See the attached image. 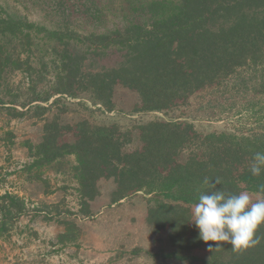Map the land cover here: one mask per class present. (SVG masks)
Segmentation results:
<instances>
[{
  "label": "trees",
  "instance_id": "obj_1",
  "mask_svg": "<svg viewBox=\"0 0 264 264\" xmlns=\"http://www.w3.org/2000/svg\"><path fill=\"white\" fill-rule=\"evenodd\" d=\"M45 1L55 8L42 22L0 9V77L5 71L24 73L29 94L0 104L11 117L42 121L40 140L24 143L32 158L25 171L46 188L43 168L72 157L82 215L102 194L101 182L111 183L109 204L141 193L146 225L154 234L165 233L169 246L152 257L264 264V225L259 245L235 251L227 243L209 249L212 242L201 240L191 222L205 178H219L217 187L228 194L246 191L253 201L260 198L257 185L264 174L253 177L249 168L253 154L264 152V134L199 131L188 113L194 108L214 117L237 105L264 113V101L255 98L264 92V0H119V22L102 30L97 28L104 24L105 6L84 0L77 10L85 31L70 8L77 0ZM118 89L135 95L133 113L162 117L128 127L65 118L70 111L65 96L84 94L112 110ZM251 91L253 98L236 99ZM0 202L3 231L26 204L8 192L0 194ZM63 224L58 241L74 242L78 226L72 219L63 218Z\"/></svg>",
  "mask_w": 264,
  "mask_h": 264
},
{
  "label": "rangeland",
  "instance_id": "obj_2",
  "mask_svg": "<svg viewBox=\"0 0 264 264\" xmlns=\"http://www.w3.org/2000/svg\"><path fill=\"white\" fill-rule=\"evenodd\" d=\"M94 1L105 6L101 10L103 16L100 17L104 24L100 25L98 30H102L106 25L111 26L115 21L119 22L121 17L119 0ZM83 2L84 0H77L69 3L71 5L74 3L70 8L80 21L78 24L80 31L86 30V24L82 22L83 12L77 10ZM87 3H90V0H87ZM54 8L55 3L52 1L0 0V9L28 21L42 22L49 17L50 11ZM27 95H29L27 78L24 73L18 71L2 73L0 101L10 99L22 101ZM253 95L251 91L244 97L236 96V99L242 97L239 100L241 101L249 96L253 98ZM258 97L264 101V92L256 94L255 98ZM65 100L70 107V111L65 115L67 120L86 118L94 123L116 122L128 127L136 121L144 122L158 116L162 117L159 113H133L131 107L136 97L132 92L124 89L116 91L112 110L92 104L84 94L75 98L65 96ZM238 106L214 117H205L202 115L204 112L195 113L194 108L193 111L189 109L188 113L192 115L189 119L196 129L203 132L216 130L264 134V113L242 110ZM2 108L0 104V162L5 163L6 166L3 168L0 165V184H3L4 176L7 177L9 174L21 176L24 181L23 190L28 192L29 197H22L26 210L12 218L8 227L0 231V264H96L97 261H89L91 257H88V254L101 257L115 247L125 258L119 264H186L150 256L153 252L167 251L169 246L165 233L154 234L146 225L147 203L141 193L109 204L107 194L112 187L111 183L101 182L102 194L90 202L87 214L82 215L79 213L76 182L70 173L72 157H66L58 164L43 168V177H46L49 183L46 188L41 181L33 178V174H28L24 165L31 162L32 158L24 143L29 141L35 145L40 140L42 121L25 116L11 117ZM18 109L21 107L18 106ZM9 131L11 135L7 134ZM22 152L26 160L23 164H19ZM18 179L16 181H19ZM14 182L15 180L12 185ZM3 187L9 188L5 185ZM42 188L48 191L43 193V196L40 195ZM4 190L0 194L8 192L18 195L13 188H4ZM250 196L253 198L251 194ZM63 218L72 219L79 228V234L74 242L63 243L57 239V235L65 229ZM25 221H28V224L22 223ZM134 248L140 251L132 253ZM98 264H101V260Z\"/></svg>",
  "mask_w": 264,
  "mask_h": 264
},
{
  "label": "clouds",
  "instance_id": "obj_3",
  "mask_svg": "<svg viewBox=\"0 0 264 264\" xmlns=\"http://www.w3.org/2000/svg\"><path fill=\"white\" fill-rule=\"evenodd\" d=\"M250 175L264 174V152L252 156ZM219 178H205L199 189L198 202L192 209V220L198 229L199 238L209 244V249L230 244L235 251L255 247L262 237L258 229L264 225V183L257 185L260 198L252 200L246 191L228 194Z\"/></svg>",
  "mask_w": 264,
  "mask_h": 264
},
{
  "label": "crops",
  "instance_id": "obj_4",
  "mask_svg": "<svg viewBox=\"0 0 264 264\" xmlns=\"http://www.w3.org/2000/svg\"><path fill=\"white\" fill-rule=\"evenodd\" d=\"M23 156H25V155H23V152H22V155L20 156V163L19 164H23V162H25V160H26V158H24ZM3 162H0V165H2L3 166V168H4V166H6V164L4 163V164H2ZM2 168V167H1ZM13 178H15V179H13ZM17 178H19L18 180L19 181H16L17 180ZM22 177L21 176H13V174H9V176H4V179H3V184L1 185L0 184V193H2L3 191H5L4 190V188L5 189H14L13 191L15 192V193H18V195L19 196H21V197H29L28 196V192H25L24 190H23V183H24V181H23V178L21 179ZM15 180V182H14V185H12L13 184V181ZM22 184V185H21ZM3 185H5V186H9V188H7V187H3ZM37 185V184H36ZM22 187V189H19V188H21ZM39 193V192H38ZM40 195L41 196H43L44 194L43 193H45L44 192V188H42V191H40ZM43 194V195H42ZM41 196H39V198L41 197ZM24 197V198H25ZM22 223H24V224H28V221H25V222H22ZM21 223V224H22ZM24 236V235H23ZM23 238V237H22ZM92 254V253H91ZM88 257H91L90 258V262H94V261H97L96 262V264H98V262L101 260V264H119L122 260L124 261V257H122L119 253H118V249H116V247L113 249V250H109V251H107L106 252V254H104V255H101V257L99 256V255H89L88 254ZM127 260H128V258H126ZM128 261H132V260H128ZM127 262V261H126ZM125 264H127V263H125Z\"/></svg>",
  "mask_w": 264,
  "mask_h": 264
}]
</instances>
